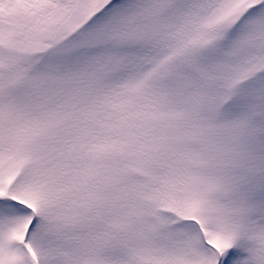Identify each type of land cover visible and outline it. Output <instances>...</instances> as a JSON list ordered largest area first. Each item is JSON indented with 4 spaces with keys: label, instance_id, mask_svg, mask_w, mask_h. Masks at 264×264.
I'll use <instances>...</instances> for the list:
<instances>
[{
    "label": "snow or ice",
    "instance_id": "1",
    "mask_svg": "<svg viewBox=\"0 0 264 264\" xmlns=\"http://www.w3.org/2000/svg\"><path fill=\"white\" fill-rule=\"evenodd\" d=\"M0 264H264V0H0Z\"/></svg>",
    "mask_w": 264,
    "mask_h": 264
}]
</instances>
